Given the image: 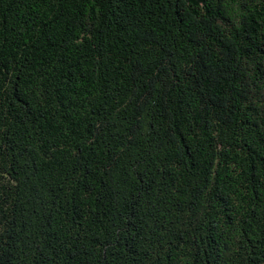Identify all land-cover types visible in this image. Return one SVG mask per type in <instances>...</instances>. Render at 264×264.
Here are the masks:
<instances>
[{
  "label": "trees",
  "instance_id": "1",
  "mask_svg": "<svg viewBox=\"0 0 264 264\" xmlns=\"http://www.w3.org/2000/svg\"><path fill=\"white\" fill-rule=\"evenodd\" d=\"M0 264H264V0H0Z\"/></svg>",
  "mask_w": 264,
  "mask_h": 264
}]
</instances>
